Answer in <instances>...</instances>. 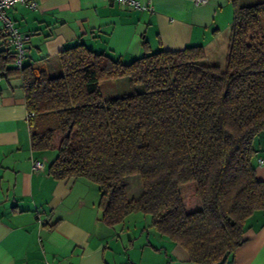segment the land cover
<instances>
[{
	"label": "trees",
	"instance_id": "obj_1",
	"mask_svg": "<svg viewBox=\"0 0 264 264\" xmlns=\"http://www.w3.org/2000/svg\"><path fill=\"white\" fill-rule=\"evenodd\" d=\"M229 1L223 66L205 62L202 45L125 63L76 43L58 53L57 73L15 69L9 48L0 56L3 74L21 79L31 148L56 150L49 174L95 183L109 226L149 215L193 264H227L246 240V220L264 210L254 163L264 131V0ZM119 78L130 90L105 97L102 82ZM135 174L142 193L128 199L125 178Z\"/></svg>",
	"mask_w": 264,
	"mask_h": 264
},
{
	"label": "crops",
	"instance_id": "obj_2",
	"mask_svg": "<svg viewBox=\"0 0 264 264\" xmlns=\"http://www.w3.org/2000/svg\"><path fill=\"white\" fill-rule=\"evenodd\" d=\"M137 1L144 8L110 0H36L34 9L17 4L7 14L27 35L24 64H43L53 73L59 71L58 53L76 43L125 63L146 52L202 45L204 61L223 66L228 0L200 6L193 0ZM223 12L222 23L230 24L227 42L219 46ZM3 73L0 69V264H193L178 243L137 217L140 212L105 224L97 206L99 187L92 181L49 174L56 154L31 148L21 79ZM254 145L256 174L264 181V163H257L264 159V131ZM35 161L43 167L34 168ZM137 177L125 178L128 199L142 193ZM137 218L143 219L136 225ZM244 236L227 264H264V210L246 220Z\"/></svg>",
	"mask_w": 264,
	"mask_h": 264
},
{
	"label": "built area",
	"instance_id": "obj_3",
	"mask_svg": "<svg viewBox=\"0 0 264 264\" xmlns=\"http://www.w3.org/2000/svg\"><path fill=\"white\" fill-rule=\"evenodd\" d=\"M120 4L129 5L133 8H144L137 0H110ZM208 0H193L194 5H204ZM20 4L29 8H36V0H0V56L3 49L9 48L14 53V60L12 66L20 70L24 65L26 57L25 43L27 35L21 33L18 27L14 24L12 18L7 14V10L13 6ZM31 115V114H30ZM29 116V114H28ZM257 163H264V159L257 158ZM41 161L34 162V168H42Z\"/></svg>",
	"mask_w": 264,
	"mask_h": 264
},
{
	"label": "rangeland",
	"instance_id": "obj_4",
	"mask_svg": "<svg viewBox=\"0 0 264 264\" xmlns=\"http://www.w3.org/2000/svg\"><path fill=\"white\" fill-rule=\"evenodd\" d=\"M228 8L229 9V13H228V10H227V20H230L229 22L232 21V11H233V7H232V4L231 2L228 0ZM230 7V8H229ZM225 12H226V9H225ZM223 12V17H222V22H226L225 20V16H224V13ZM222 23L223 24V31L221 32V34L219 35L218 37V45H222L223 43H226L227 41V33L225 35V32L227 30V28L229 27V24L230 23ZM219 60H221V58L219 57ZM223 64L225 62V57L223 58ZM101 88H102V92H103V95L105 97H114V96H117V95H121V94H124L126 93L127 91L130 90L129 86L127 85V78H119L117 80H107V81H103L102 84H101ZM50 153L53 154H56V150H53V149H50L48 150ZM138 177L139 175L136 174ZM137 177V181L139 182V187H141V181L140 179ZM141 216H137V217H145L147 219H149L151 221V217L149 215H145V214H140ZM143 218H137V223L136 225L138 224V222H140ZM135 226V225H134ZM135 233V232H134ZM141 239H144V235L141 236V238L138 236L137 237V241L138 240H141Z\"/></svg>",
	"mask_w": 264,
	"mask_h": 264
}]
</instances>
